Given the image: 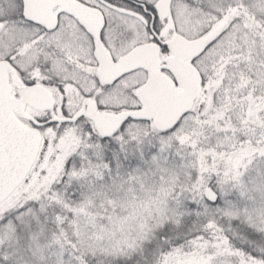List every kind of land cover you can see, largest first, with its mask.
<instances>
[{
	"label": "snow or ice",
	"instance_id": "6c2138e0",
	"mask_svg": "<svg viewBox=\"0 0 264 264\" xmlns=\"http://www.w3.org/2000/svg\"><path fill=\"white\" fill-rule=\"evenodd\" d=\"M0 264H264V0H0Z\"/></svg>",
	"mask_w": 264,
	"mask_h": 264
}]
</instances>
